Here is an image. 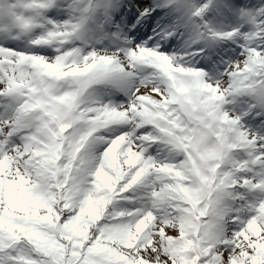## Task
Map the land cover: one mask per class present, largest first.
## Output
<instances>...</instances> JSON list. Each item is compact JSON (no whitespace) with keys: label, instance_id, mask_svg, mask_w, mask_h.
<instances>
[{"label":"snow or ice","instance_id":"obj_1","mask_svg":"<svg viewBox=\"0 0 264 264\" xmlns=\"http://www.w3.org/2000/svg\"><path fill=\"white\" fill-rule=\"evenodd\" d=\"M0 264H264V0H0Z\"/></svg>","mask_w":264,"mask_h":264}]
</instances>
